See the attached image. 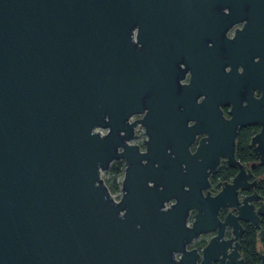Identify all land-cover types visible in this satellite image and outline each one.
I'll list each match as a JSON object with an SVG mask.
<instances>
[{
	"label": "water",
	"instance_id": "obj_1",
	"mask_svg": "<svg viewBox=\"0 0 264 264\" xmlns=\"http://www.w3.org/2000/svg\"><path fill=\"white\" fill-rule=\"evenodd\" d=\"M255 163L264 0H0V264H264Z\"/></svg>",
	"mask_w": 264,
	"mask_h": 264
},
{
	"label": "flooded vegetation",
	"instance_id": "obj_2",
	"mask_svg": "<svg viewBox=\"0 0 264 264\" xmlns=\"http://www.w3.org/2000/svg\"><path fill=\"white\" fill-rule=\"evenodd\" d=\"M241 27H242V23L232 25L231 28L227 30L226 36L229 37V38H232L234 36V34H235L236 28H241ZM255 95L256 96L258 95V92L257 91L255 92ZM220 108L222 109L223 115L224 116H228L229 106L221 105ZM249 125H252V126L257 127L253 131V133L251 134V136H252L255 132L258 131V129H259L258 127L259 126L257 124H254V123L248 124V125H245V126H249ZM201 136H203V135H198L196 137L195 142L191 145L190 149H191L192 152L195 150L196 145H197V142H198V139ZM236 140H237V136H236V139H235V157H236V159L239 162L245 164L246 168H249L250 167L249 166L250 163H252L253 161H255L254 155H253V160H251V161H248V162H242V161H240L237 158V155H236ZM249 146H250V141H249ZM250 148H251V146H250ZM251 151H252V149H251ZM252 154H253V152H252ZM224 160H225V158H223V157H221L219 159V164L216 166V168L213 171L212 175L209 176V182H213V185H215L219 180H222V181L229 180L238 171L237 165L228 166V165H226V163H225ZM121 162H123V161H121ZM123 169H124V167H123ZM251 171L253 172V174L255 175V177H258V176H260L261 174L264 173V165L263 164H259V163H255V165L251 168ZM220 172H223V175H219L218 176V174ZM226 172H227V175H224ZM121 175L123 176V171H122V174ZM263 178H264V174H263L262 178L261 177H258L257 178V182H256V184L254 186V189H255V191L258 192V195H262V196H264V184H262L263 183ZM262 203L264 205V201ZM190 214L192 216V214H194L193 211ZM257 217L259 219V224L258 225L264 231V213L258 214ZM190 221L191 220L188 221V224H190ZM214 234H215V232H212V231L200 233L199 236L192 241V243L190 244V246H188V248H197L199 250L202 249L209 242L210 238Z\"/></svg>",
	"mask_w": 264,
	"mask_h": 264
},
{
	"label": "trees",
	"instance_id": "obj_3",
	"mask_svg": "<svg viewBox=\"0 0 264 264\" xmlns=\"http://www.w3.org/2000/svg\"><path fill=\"white\" fill-rule=\"evenodd\" d=\"M256 128L257 127L255 126L249 125L241 127L238 131L236 140V155L237 158L242 162L253 160V154L249 146V141L251 138V134ZM123 167V162L114 161L110 165L109 169L105 171V173L108 175V188L111 192L119 190V182H117V176L122 174ZM219 175H223V172H220L218 176ZM224 175H227V172ZM262 184H264V178Z\"/></svg>",
	"mask_w": 264,
	"mask_h": 264
},
{
	"label": "rangeland",
	"instance_id": "obj_4",
	"mask_svg": "<svg viewBox=\"0 0 264 264\" xmlns=\"http://www.w3.org/2000/svg\"><path fill=\"white\" fill-rule=\"evenodd\" d=\"M118 176H120V175H118ZM101 177L103 178V180H104V182L106 183V185L108 186V175L105 173V172H102L101 173ZM111 192V191H110ZM121 192V191H120ZM117 193V191H113V192H111V195L112 194H114L115 195V197L113 196V198L114 199H118L119 197H120V195H121V193ZM194 213V212H193ZM191 219H193L192 218V216L190 217Z\"/></svg>",
	"mask_w": 264,
	"mask_h": 264
},
{
	"label": "built area",
	"instance_id": "obj_5",
	"mask_svg": "<svg viewBox=\"0 0 264 264\" xmlns=\"http://www.w3.org/2000/svg\"><path fill=\"white\" fill-rule=\"evenodd\" d=\"M121 180H122V175L117 176V182H119V190L117 191V193H119V192L121 191V190H120V188H121ZM120 193H121V192H120ZM112 196L115 197L114 194H112Z\"/></svg>",
	"mask_w": 264,
	"mask_h": 264
}]
</instances>
